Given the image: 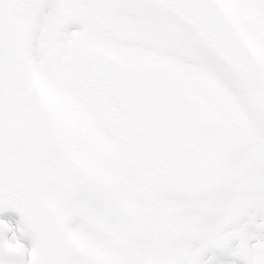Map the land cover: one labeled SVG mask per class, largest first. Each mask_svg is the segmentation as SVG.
Wrapping results in <instances>:
<instances>
[{
  "label": "snow or ice",
  "instance_id": "1",
  "mask_svg": "<svg viewBox=\"0 0 264 264\" xmlns=\"http://www.w3.org/2000/svg\"><path fill=\"white\" fill-rule=\"evenodd\" d=\"M0 264H264V0H0Z\"/></svg>",
  "mask_w": 264,
  "mask_h": 264
}]
</instances>
